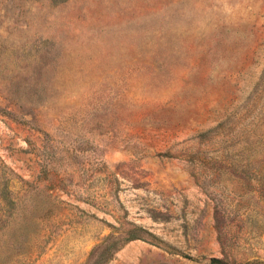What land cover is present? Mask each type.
Here are the masks:
<instances>
[{
    "label": "rangeland",
    "instance_id": "374dc122",
    "mask_svg": "<svg viewBox=\"0 0 264 264\" xmlns=\"http://www.w3.org/2000/svg\"><path fill=\"white\" fill-rule=\"evenodd\" d=\"M264 264V0H0V264Z\"/></svg>",
    "mask_w": 264,
    "mask_h": 264
},
{
    "label": "trees",
    "instance_id": "16d2710c",
    "mask_svg": "<svg viewBox=\"0 0 264 264\" xmlns=\"http://www.w3.org/2000/svg\"><path fill=\"white\" fill-rule=\"evenodd\" d=\"M109 251V249H106V251H104L103 253L100 254V256L95 260V262L93 264H104L107 260V252ZM212 264H242V263H234V262H227L225 260H223L222 258H218V257H213L211 259Z\"/></svg>",
    "mask_w": 264,
    "mask_h": 264
}]
</instances>
